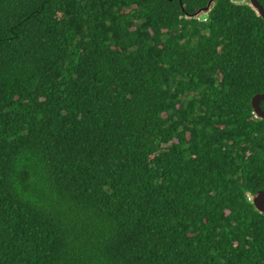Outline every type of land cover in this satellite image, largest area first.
I'll use <instances>...</instances> for the list:
<instances>
[{"label": "trees", "instance_id": "trees-1", "mask_svg": "<svg viewBox=\"0 0 264 264\" xmlns=\"http://www.w3.org/2000/svg\"><path fill=\"white\" fill-rule=\"evenodd\" d=\"M209 1L0 0V264H264V20Z\"/></svg>", "mask_w": 264, "mask_h": 264}, {"label": "water", "instance_id": "water-1", "mask_svg": "<svg viewBox=\"0 0 264 264\" xmlns=\"http://www.w3.org/2000/svg\"><path fill=\"white\" fill-rule=\"evenodd\" d=\"M215 0H210L207 6L203 9L198 10L193 17H201L205 14H207L210 9L212 8ZM246 2L256 10L257 14L264 20V16L261 15L264 14V9L258 2V0H246ZM264 102V92L256 94L252 100V106L255 110V114L257 117L264 119V110L261 108V103ZM252 202L254 207L258 212L261 214H264V190H259L252 196Z\"/></svg>", "mask_w": 264, "mask_h": 264}, {"label": "rangeland", "instance_id": "rangeland-1", "mask_svg": "<svg viewBox=\"0 0 264 264\" xmlns=\"http://www.w3.org/2000/svg\"><path fill=\"white\" fill-rule=\"evenodd\" d=\"M236 2H245L246 0H235Z\"/></svg>", "mask_w": 264, "mask_h": 264}, {"label": "built area", "instance_id": "built-area-1", "mask_svg": "<svg viewBox=\"0 0 264 264\" xmlns=\"http://www.w3.org/2000/svg\"><path fill=\"white\" fill-rule=\"evenodd\" d=\"M248 199H249V200H252V197H251V196H248Z\"/></svg>", "mask_w": 264, "mask_h": 264}, {"label": "snow or ice", "instance_id": "snow-or-ice-1", "mask_svg": "<svg viewBox=\"0 0 264 264\" xmlns=\"http://www.w3.org/2000/svg\"><path fill=\"white\" fill-rule=\"evenodd\" d=\"M262 16H264V14L261 13Z\"/></svg>", "mask_w": 264, "mask_h": 264}]
</instances>
